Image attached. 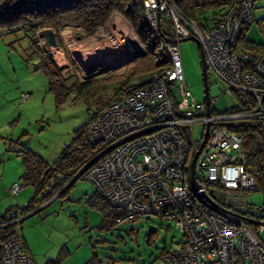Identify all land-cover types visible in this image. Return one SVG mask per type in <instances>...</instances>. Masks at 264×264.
Wrapping results in <instances>:
<instances>
[{"label":"built area","instance_id":"built-area-1","mask_svg":"<svg viewBox=\"0 0 264 264\" xmlns=\"http://www.w3.org/2000/svg\"><path fill=\"white\" fill-rule=\"evenodd\" d=\"M251 1L231 4L198 29L173 0H140L161 68L97 112L86 127L98 154L111 147L81 174L94 193L128 221L152 216L172 222L180 232L178 248L163 251L159 264H264V243L246 221H260L256 215L264 214V198L259 204L246 202L244 193L255 190L256 184L244 169L240 137L226 126L257 119L264 130V62L232 48L240 26L251 22ZM111 30L118 33L117 44L130 45L120 28ZM189 36L199 45L207 79H213L209 84L219 85L217 96L208 95L207 113L204 101H197L185 82L179 41ZM113 40L109 33L103 41ZM110 50L114 59V44ZM221 95L237 103L216 109ZM21 186L12 184L10 194ZM214 190L224 192L223 201L215 199ZM14 210L6 222L12 232L0 243V264H33L17 223L12 224L18 218Z\"/></svg>","mask_w":264,"mask_h":264},{"label":"rangeland","instance_id":"rangeland-1","mask_svg":"<svg viewBox=\"0 0 264 264\" xmlns=\"http://www.w3.org/2000/svg\"><path fill=\"white\" fill-rule=\"evenodd\" d=\"M251 3L253 20L243 25L241 37L245 41L262 43L264 0H252ZM114 26L122 30L130 47L123 44L109 68L98 66L96 72L87 74L77 68L79 58L73 51H78L80 46L91 48L102 43ZM164 27L171 30L170 26ZM37 31L39 29L33 33L35 40L38 38ZM57 33L54 34V47L46 50L41 40L36 45V53L54 63L64 78L82 82L96 79L95 86L84 101H67L56 106L53 96L46 89L42 71L36 69L37 61L28 37L21 32L0 31V213L10 205L17 208L23 206L35 188L26 183L16 194L9 192L12 184L23 183L20 179L22 165L19 150H29L46 164H51L70 143L74 131L89 121L94 112L102 110L106 103L118 99L114 95L113 80H121L131 72L133 65L143 63L138 57L144 49L141 41L134 34L131 23L117 12H112L103 26L91 35L84 34L80 27L74 30L61 28ZM179 51L187 88L197 101H201L203 94L196 42L179 41ZM81 55L85 58L83 53ZM133 56L137 57L132 59ZM147 73L134 79L142 78ZM208 81L211 83L213 79L208 77ZM207 87L209 96L218 95V84ZM236 103L234 97L221 95L214 107L223 109ZM197 127L195 125L193 128L196 130ZM92 193L94 190L90 183L80 176L63 196L51 199L38 212L17 224L18 234L34 264H42L58 255L61 264H83L89 259L87 264H159L163 251L178 248L182 237L170 221L142 216L128 222L116 223L115 219L113 224L102 226L108 219L113 221V216L107 219V210L98 199L87 202ZM213 196L221 202L224 192L214 190ZM244 197L250 205L259 204L264 198L262 192L257 190L246 191ZM260 222L264 223V220ZM149 231L153 235L151 241L146 242ZM255 232L264 243V226H259Z\"/></svg>","mask_w":264,"mask_h":264},{"label":"trees","instance_id":"trees-1","mask_svg":"<svg viewBox=\"0 0 264 264\" xmlns=\"http://www.w3.org/2000/svg\"><path fill=\"white\" fill-rule=\"evenodd\" d=\"M243 1L173 0L183 18L194 23L198 29L207 27L208 22L222 14L226 8L228 10L231 4L236 3L240 6ZM112 12L121 14L131 23L134 34L139 38L144 48L138 56L143 63L139 66L133 65L131 72L121 80H113L115 82L113 86L114 95L119 97L126 90L137 86L142 79L134 78L161 68V59L155 60L156 41L142 19L140 0H0V31H5V33L21 32L24 37H28L35 53L36 69L42 71L46 80V89L53 96L54 104L61 106L67 101L71 103L78 100L84 101L95 86L96 79L82 82L62 77L54 63L36 53L38 51L36 45L39 42L35 40L34 30L50 29L57 35V31L63 27H80L84 34L91 35L103 26ZM249 12L252 22L253 14L251 11ZM163 22L165 23L166 20ZM243 25L247 24L240 26L232 48L245 51L252 58L264 62V41L253 43L243 40L241 37ZM135 57L137 56H133L132 59ZM206 82L209 85L208 79ZM234 110H238V105L234 107ZM96 113L91 115L89 121ZM89 121L74 131L70 143L61 150L58 158L53 160L51 164H46L38 155L29 150L23 148L19 150L22 165L20 175V179L23 181L22 185L29 183L35 186L33 196L26 201L21 213L35 210L50 201L89 160L97 156L99 153L98 145L90 143L86 135V127ZM226 126L240 137L245 160L244 169L255 181V190L262 192L264 196V130L260 128L257 119H241L234 123H228ZM68 187L56 198L63 196ZM94 194L89 196L87 202L98 199L101 206L107 210V219L108 216H113V221L108 219L102 226L113 224L115 219L116 223L128 222L119 210L109 207ZM13 208H7L0 215V243L12 232L13 227H9L6 222H9V214ZM256 217L260 221L264 220V214H257ZM250 226L253 230H257L256 225L250 224ZM152 235V231L147 233L146 242L151 241ZM60 259L58 255L54 259L45 260L43 264H61ZM89 261L90 259L83 264H87Z\"/></svg>","mask_w":264,"mask_h":264},{"label":"water","instance_id":"water-1","mask_svg":"<svg viewBox=\"0 0 264 264\" xmlns=\"http://www.w3.org/2000/svg\"><path fill=\"white\" fill-rule=\"evenodd\" d=\"M38 38L40 39V40H42V42H43V46L45 47V49L46 50H48L49 49V47H54L55 46V35H54V33H53V31H51L50 29H45V30H43V31H41L40 32V34L38 35ZM181 40H193V41H195L196 42V46H197V50H198V55H199V60H200V77H201V85H202V94H203V97H202V100L204 101V103H205V110H206V113H207V111H208V107H207V100H208V87H207V76H206V71H205V67H204V64H203V60H202V53H201V51H200V49H199V45H198V43H197V41H196V39L194 38V37H192V36H189V37H186V38H183V39H181ZM113 55H114V53H113V51L112 50H110V48L109 49H107L106 50V52L105 53H103L102 55H101V57L100 58H98V59H96V61H99V64H101V65H99V67H104V65H103V60L104 59H107V60H113ZM111 65L112 64H109V66H108V68L109 67H111ZM114 69V68H113ZM87 74V73H86ZM206 129H207V126H206ZM204 136H206V130H205V133H204ZM204 141V140H203ZM203 141L201 142V144H200V146H199V148H201L202 147V144H203ZM111 147H108L107 149H105L104 150V152H101V154L102 153H106L107 151H109V149H110ZM198 152V151H197ZM197 152H195L194 153V155H193V157H192V159H191V161H190V168H192V165H193V162H194V159H195V157H196V155H197ZM101 154H98L99 156L101 155ZM95 156L94 158H92L91 160H89L68 182H67V184L61 189V190H59L57 193H56V195L54 196V197H52V199H55L57 196H58V194H60L64 189H66V187H68L70 184H72L78 177H80L81 176V174L83 173V171L86 169V168H88L99 156ZM191 180H192V185H193V189L194 190H196V188H197V186H196V184H195V182H194V180H193V176L191 175ZM46 204V203H45ZM44 204V205H45ZM43 205V206H44ZM25 206V204L23 205V206H21V207H16L15 208V210H14V216H16L17 215V211H21L22 210V208ZM43 206H41V207H38V208H36L35 210H32V211H30V213L29 214H27V215H25V216H19L16 220H14L13 222H12V224H14V223H17V224H19V222H22L25 218H27V217H29L30 215H32V214H34V213H36V212H38ZM246 220V219H245ZM248 223H251V224H261V225H263L264 226V223H262V222H260V221H254V220H251V219H247L246 220ZM7 225H11V223H8Z\"/></svg>","mask_w":264,"mask_h":264},{"label":"bare ground","instance_id":"bare-ground-1","mask_svg":"<svg viewBox=\"0 0 264 264\" xmlns=\"http://www.w3.org/2000/svg\"><path fill=\"white\" fill-rule=\"evenodd\" d=\"M110 33L112 36L115 37V40H113V42L101 41L102 43L96 44L91 48L90 47L83 48L82 46H80V48H78V51H73L77 54L79 58L78 60L79 67L77 68H79L81 71L85 73H94L99 68L98 67L99 65H97L99 64V61H96V59L100 58L101 55L105 53L106 50L110 48V46H112V44H114V48L117 49V52L120 51V49H122L120 43L117 44L118 33L115 30H111ZM50 48L52 47H49V49ZM80 52L85 55V58L81 55ZM109 64H113V62L107 59L103 60L104 67L109 66Z\"/></svg>","mask_w":264,"mask_h":264},{"label":"crops","instance_id":"crops-1","mask_svg":"<svg viewBox=\"0 0 264 264\" xmlns=\"http://www.w3.org/2000/svg\"><path fill=\"white\" fill-rule=\"evenodd\" d=\"M63 28H68L69 29V27H63ZM70 29H72V30H74V29H77V27H70ZM33 191H34V189H33ZM31 196H33V194L31 195ZM29 199V198H28ZM9 207H16V206H12V205H10V206H8V207H6L5 209H4V211L7 209V208H9ZM4 211L2 212V213H0V215L1 214H3L4 213ZM31 216V215H30ZM29 216V217H30ZM28 218V217H27ZM26 219V218H25ZM24 219V220H25ZM21 222H19V224H20ZM22 242H23V240H22ZM24 244V243H23ZM24 247H25V251L27 252V254L30 256V254H29V252H28V248L26 247V244H24ZM67 254V253H66ZM44 263V262H43ZM42 263V264H43Z\"/></svg>","mask_w":264,"mask_h":264},{"label":"flooded vegetation","instance_id":"flooded-vegetation-1","mask_svg":"<svg viewBox=\"0 0 264 264\" xmlns=\"http://www.w3.org/2000/svg\"><path fill=\"white\" fill-rule=\"evenodd\" d=\"M23 214H25V213H21V214H18V213H17V216L19 217L20 215H23Z\"/></svg>","mask_w":264,"mask_h":264}]
</instances>
